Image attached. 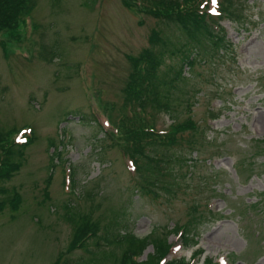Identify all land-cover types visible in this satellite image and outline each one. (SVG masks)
<instances>
[{"label":"rangeland","instance_id":"374dc122","mask_svg":"<svg viewBox=\"0 0 264 264\" xmlns=\"http://www.w3.org/2000/svg\"><path fill=\"white\" fill-rule=\"evenodd\" d=\"M130 4L31 0L18 28L13 19L2 21L0 130L19 138L23 128L33 141L19 170L0 182V264H89L93 257L95 264H116L124 245L104 244V237L131 232L176 246L173 229L183 223L198 244L172 248L163 263L183 255L191 264L204 256L264 264V0H235L237 21L222 22L223 45L192 47L194 61L176 81L171 114L160 113L157 127L188 126L168 153L195 163L191 173L173 164L178 177L167 175L168 188L154 186L155 196L138 190L130 158L103 137L111 129L107 116L118 118L129 58L149 47L152 29L164 23ZM180 62V55L166 57L160 70ZM51 156L56 164L46 187ZM13 190L20 196L14 211ZM75 210L91 214L102 245L92 235L87 249L69 248ZM195 248L203 252L189 258ZM151 253L148 243L139 259Z\"/></svg>","mask_w":264,"mask_h":264},{"label":"trees","instance_id":"16d2710c","mask_svg":"<svg viewBox=\"0 0 264 264\" xmlns=\"http://www.w3.org/2000/svg\"><path fill=\"white\" fill-rule=\"evenodd\" d=\"M28 1L31 0H0V26L2 21L12 20L17 25L18 16L21 15V8H28ZM59 1V0H54ZM96 0H84V5L91 7ZM134 9L145 12L156 19L164 22L158 29H152L149 35L150 46L143 48L138 56L129 58V74L123 88L124 98L118 114L116 132L110 133L109 137H116L125 151L134 160L136 170L141 180L138 182V189L144 195L155 196L153 187L163 186L167 189L169 181L167 175L178 174L173 172V164L179 168L182 165L191 167L195 158H188L179 151L175 153L174 147L180 146V133L185 124H169L165 132H160L156 127V119L162 112L170 113L169 101L172 97L176 81L185 80V66L193 63L192 47L201 46L209 41L214 45H223L224 35H220L222 29L218 26V19L222 17L237 21L233 11H230L234 0H224L220 3L218 16L209 14L205 9L201 10L199 4L202 0H130ZM130 4V5H131ZM13 18H11V16ZM218 17V18H217ZM191 49V51H190ZM181 56L178 67L169 66L166 71L160 70L165 58L170 56ZM189 66V65H188ZM191 127V126H190ZM114 134V135H113ZM5 132H0V182L13 176L22 165L25 149L33 140L27 143L8 142ZM191 141H187L190 144ZM264 143V138L260 140ZM52 144V142H50ZM160 150V152H159ZM180 150V149H179ZM259 153L264 148L259 147ZM189 163V164H188ZM50 161V167L53 168ZM180 173L179 175H184ZM51 179V174L46 179V187ZM152 186V188H150ZM164 189V188H163ZM0 192L6 190L0 186ZM47 194V192H45ZM12 210H16L20 203L19 194L13 190L12 197L8 200ZM5 202L0 201V211L4 208ZM206 210V209H205ZM208 213L212 216L211 210ZM73 211L72 220L74 224L72 239L69 248L81 247L87 249V238L98 235V224L91 221V214L83 215ZM221 216V215H220ZM177 226L176 228H178ZM184 228V227H183ZM187 225L183 231L184 243L189 246L195 241L188 235ZM118 237V238H117ZM116 238V239H115ZM115 239V240H114ZM108 244L124 245L121 255L116 257V264H159V260L169 249L167 238L153 240L139 238L131 232L115 234L112 239L105 237ZM148 243L153 245V253L147 258L137 260L136 257L143 253ZM96 245L98 246L97 242ZM92 252V251H90ZM102 260L106 256L102 252ZM98 258H91L89 264H95ZM166 264H187L184 259L171 260ZM203 264H218L212 258L207 257Z\"/></svg>","mask_w":264,"mask_h":264},{"label":"snow or ice","instance_id":"6c2138e0","mask_svg":"<svg viewBox=\"0 0 264 264\" xmlns=\"http://www.w3.org/2000/svg\"><path fill=\"white\" fill-rule=\"evenodd\" d=\"M216 3V0H213V4H215ZM213 11H215V9H213Z\"/></svg>","mask_w":264,"mask_h":264}]
</instances>
